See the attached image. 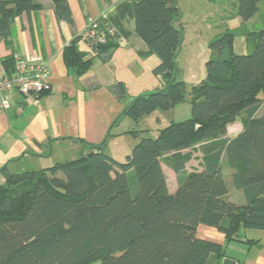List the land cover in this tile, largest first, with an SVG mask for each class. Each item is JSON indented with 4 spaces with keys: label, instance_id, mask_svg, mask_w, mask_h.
<instances>
[{
    "label": "trees",
    "instance_id": "1",
    "mask_svg": "<svg viewBox=\"0 0 264 264\" xmlns=\"http://www.w3.org/2000/svg\"><path fill=\"white\" fill-rule=\"evenodd\" d=\"M177 1L134 4L135 32L147 47L142 57L158 58L152 75L159 86L132 99L122 82L108 87L124 105L121 115L134 124L186 99L184 83L176 81L183 34L182 23L175 25ZM261 2L238 0L237 16L248 22ZM52 4L56 19L73 27L68 0ZM40 9L38 0H0V42L16 18ZM93 23L105 30L106 42L95 45L92 57L76 49L78 37L63 49L77 74L116 46L107 22ZM245 38L252 45L248 54L233 52L230 33L209 44L218 59L206 62L204 79L190 88V117L170 122L154 139L141 138L123 162L105 154V142L79 141L86 150L75 160L39 171L1 168L0 264H221L224 245L197 238L199 226L215 228L226 243L241 242L240 229L264 230V111L258 114L264 109V27ZM2 64L10 75L13 57ZM237 117L243 130L229 138L227 126ZM193 146L202 151V169L189 172L183 151ZM168 156L177 183L172 194L162 169ZM223 163L246 196L243 206L226 199Z\"/></svg>",
    "mask_w": 264,
    "mask_h": 264
},
{
    "label": "crops",
    "instance_id": "2",
    "mask_svg": "<svg viewBox=\"0 0 264 264\" xmlns=\"http://www.w3.org/2000/svg\"><path fill=\"white\" fill-rule=\"evenodd\" d=\"M139 1L68 0L73 27L56 19L52 0H38L40 10L15 19L9 38L0 42V78L7 75L2 64L5 58L19 55L27 62L30 57H40L50 65L51 90L37 98H25L17 92L12 94L9 108L0 113V169L5 166L10 172L18 173L36 171L27 170L24 164L35 162L41 170L47 161L63 163L62 154L79 156L86 150L79 141L90 145L105 142V154L115 160L117 152L112 148L119 145L118 141H125L132 150L141 138L138 134H130L136 129L130 130L127 117L121 115L124 105L114 98L108 87L122 82L132 99L159 86L158 79L152 75L159 60L155 55L142 57L147 47L135 32L133 7ZM97 19H104L116 34V46L105 55L93 57L90 67L77 74L65 60L63 49L78 37L76 49L86 58L92 57L82 36L88 23ZM178 23H181L180 19L175 25ZM263 111L261 108L258 114ZM156 112L144 116L133 126L138 127ZM156 119L158 123L162 122L157 116ZM122 125L125 129H121ZM242 130L241 117H237L228 124L227 136L233 138ZM77 158L71 157L67 161ZM197 160V165L186 164L189 172L202 169L201 158ZM164 165L172 169L162 163L167 188L172 194L177 183L169 186ZM223 174L226 199L237 206L245 205L246 196L243 190L234 187L226 163H223ZM3 183L0 174V184ZM238 235L241 242L226 243L224 235L213 227L201 225L196 231L197 238L224 245L227 258L235 264H264V230L240 229ZM245 241H249L248 244Z\"/></svg>",
    "mask_w": 264,
    "mask_h": 264
},
{
    "label": "rangeland",
    "instance_id": "3",
    "mask_svg": "<svg viewBox=\"0 0 264 264\" xmlns=\"http://www.w3.org/2000/svg\"><path fill=\"white\" fill-rule=\"evenodd\" d=\"M237 2L238 0H178L177 8L180 13V22L183 25V34L175 58L176 81L184 83L186 99L182 104L176 106L175 110L157 111L156 114L142 121L138 127H134V122L126 118L130 130H143L138 132L139 138L154 139L157 136V129L164 128L170 122H180L190 117V88L204 79L206 62L218 59L215 52L209 48V44L215 39L230 33L233 35L234 53L248 54L251 52V41L249 43L245 36L249 31H256L264 27V4L259 3L257 14L242 24L237 16ZM156 116L162 120L161 123L157 122ZM121 129H125V126L122 125ZM118 143L119 145L112 148V151L117 152L114 158L123 162L124 155H128L131 149H128L125 141H118ZM183 154L189 155L188 164L190 167L197 165V159L202 157V151L198 146L187 149ZM71 157L77 158L78 155L62 154L64 159L62 162L71 160ZM168 160L169 156L164 157V164L167 165ZM54 164L47 161L44 163L43 169ZM24 165L27 170H40L35 162ZM164 168L169 186L174 185L176 180L173 171L165 165Z\"/></svg>",
    "mask_w": 264,
    "mask_h": 264
},
{
    "label": "built area",
    "instance_id": "4",
    "mask_svg": "<svg viewBox=\"0 0 264 264\" xmlns=\"http://www.w3.org/2000/svg\"><path fill=\"white\" fill-rule=\"evenodd\" d=\"M94 21H90L82 38L93 56L95 45L106 42L105 30H98ZM14 69L10 75L0 78V113L9 108L14 92L25 98H37L51 90L50 65L40 57H30L23 61L19 55L13 56Z\"/></svg>",
    "mask_w": 264,
    "mask_h": 264
},
{
    "label": "water",
    "instance_id": "5",
    "mask_svg": "<svg viewBox=\"0 0 264 264\" xmlns=\"http://www.w3.org/2000/svg\"><path fill=\"white\" fill-rule=\"evenodd\" d=\"M222 264H235L234 260L230 259V258H224L222 260Z\"/></svg>",
    "mask_w": 264,
    "mask_h": 264
}]
</instances>
